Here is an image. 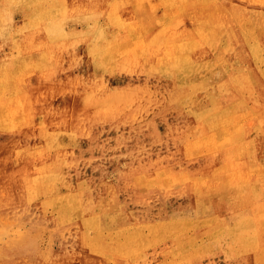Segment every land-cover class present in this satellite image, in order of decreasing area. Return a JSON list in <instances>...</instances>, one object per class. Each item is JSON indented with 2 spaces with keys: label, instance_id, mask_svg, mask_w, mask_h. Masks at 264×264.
Listing matches in <instances>:
<instances>
[{
  "label": "bare ground",
  "instance_id": "obj_1",
  "mask_svg": "<svg viewBox=\"0 0 264 264\" xmlns=\"http://www.w3.org/2000/svg\"><path fill=\"white\" fill-rule=\"evenodd\" d=\"M104 3L101 12L77 31L69 30L67 23L44 20L33 21L32 28L17 27L9 23V0H0V112L8 116L9 131L17 130L29 112L44 120L48 104L33 100L26 90L31 77L71 75L83 64L80 60L91 72L125 71V47L120 46L130 31L138 38L130 41L137 40L135 62L142 66L137 73L145 76H140L145 84L160 88L153 101H165V124H170L168 112L177 113L174 135L167 134L178 145L181 160L153 175L136 176L140 186L150 188L138 201L148 195L156 199L149 207L134 209L114 197L100 200L109 192H123L122 186L107 185L106 195L92 199L90 177L79 179L82 184L76 187L69 183L75 192L58 190L56 215L78 223L79 247L74 246L69 264H99L93 259L97 252L104 262L112 252L125 256L135 248L139 254L130 264H148L153 249L156 256H165H155L157 264H203L204 257L216 255L224 256L227 264H264V0H160L165 11L157 17V9L146 13L141 0L133 8L122 0ZM77 40L84 41L81 47ZM20 71L26 73L22 78L27 75L24 85L15 83ZM126 114L127 106L114 108V116ZM80 131L77 128L76 134ZM24 143L22 137L19 146ZM180 162L185 166L176 169ZM58 169L53 173L57 183L64 181L61 164ZM173 178L177 181L169 187ZM15 192H9V216L28 206V196ZM179 194L188 195L186 203H168V196ZM154 214L165 222L148 223ZM114 221L121 226L115 227ZM90 225H101V231ZM25 233L17 230L9 239V254L22 251V242L28 240ZM163 233L164 247L158 243ZM34 249L28 256L32 262L42 264L43 257L51 255L53 264H63L61 250L48 254L38 246Z\"/></svg>",
  "mask_w": 264,
  "mask_h": 264
},
{
  "label": "rangeland",
  "instance_id": "obj_2",
  "mask_svg": "<svg viewBox=\"0 0 264 264\" xmlns=\"http://www.w3.org/2000/svg\"><path fill=\"white\" fill-rule=\"evenodd\" d=\"M104 1L38 0L33 6L25 0H9V23H14L17 27L32 28L33 21L63 22L67 23L69 30L82 31L90 18L101 12ZM122 1L127 7L133 8L137 0ZM141 1L146 13L151 7L157 9L156 17L165 11V7L158 5L160 0ZM129 25L134 28L133 25ZM134 38H137L135 32L130 31L123 41V46H120L125 47L122 53H126L124 65L126 70L122 73L87 71L84 70L87 69L85 60H80L83 64L75 66L74 71L70 72L71 75L56 73L47 79L31 77L26 90L35 97L33 100L40 99V102L48 104L44 120L41 118L38 120L35 112L33 114L29 112L19 121L17 130L11 132L8 116L4 111L0 112V205H2L0 233L3 231V235H0L3 236L0 239V264H36L28 256L31 251L35 252L34 247L37 246L41 252L48 254L52 250L54 252L61 250L59 253L63 255L62 263L69 264L72 250L79 247L76 244L78 223L66 222L63 216L56 215L55 207L59 199L58 190L64 194L76 191L75 188H68L69 183L76 187L79 179L90 177L92 199L106 195L107 185H113L118 189L122 186L123 192L120 189L119 192H109L100 200L105 202L108 197H114L116 201L130 203L134 209L144 210L143 206L149 207L156 199L153 200L151 195H148L145 201H138L141 193H148L150 188L146 185L140 186L136 176L143 173L153 175L156 171L171 166V162L181 160L178 145L167 134L169 132L174 135L173 127L178 123L175 121L177 113L168 112L166 115L170 124H165V120L162 119L165 115V101L158 103L153 101V95L160 88L151 83L145 84L144 79L140 77L144 75L137 73L142 66L135 62L134 47L138 38L136 42L130 43ZM83 42L77 40L76 44L81 47ZM34 46L40 52L43 50L39 41H36ZM2 57L3 50H0V63ZM24 74L26 73L21 71L18 73L16 84L27 76L22 78L21 75ZM1 75L0 67V77ZM21 84L24 85V82ZM85 102L92 105L88 106L87 103L84 104ZM120 105L127 106L125 117L114 116V108ZM77 128L81 130L79 134H76ZM26 130L27 133L22 136ZM181 132L183 135L187 134ZM71 133H74V136ZM22 137L25 143L21 148L19 144ZM59 164L63 168L64 181L57 183L53 173L60 171ZM176 165V169L185 166L181 162V167L179 164ZM19 181L22 187L17 184ZM176 181L177 179L173 178L169 187H173ZM161 185L165 187V181L161 182ZM11 191H16L18 195L20 193L27 195L29 202L23 212L9 216ZM187 194H179L173 198L168 196V203L175 206L186 203ZM63 201L70 200L63 197ZM3 207L7 209L6 215L2 214ZM148 218V223L153 220L155 223L165 222V217L158 220L155 214ZM118 223L112 222L115 227L121 226ZM87 227L92 230L95 226ZM96 229L101 231V225ZM17 230L28 235V240L22 242L27 249L22 246L20 247L22 251L15 249L9 254V239L17 236ZM160 242L163 247L166 246L165 233L160 237L158 243ZM3 246L6 250H3ZM153 251L148 264H157V258L165 260L162 252L156 256V250ZM95 254L97 256L93 259L99 264H130L138 256L139 250L135 248L125 256L112 252V255L106 256L104 262L101 253ZM43 258L45 262L42 264H53L51 255L49 258L46 256ZM118 259L121 261L118 262ZM91 261L87 263L95 264ZM201 261L203 264L212 261L215 264H227L221 255L212 258L207 256Z\"/></svg>",
  "mask_w": 264,
  "mask_h": 264
}]
</instances>
